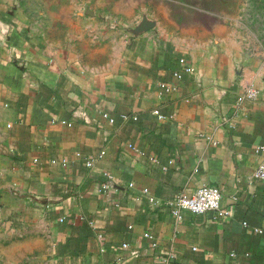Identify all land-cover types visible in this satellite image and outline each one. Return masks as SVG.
<instances>
[{"label":"crops","instance_id":"1","mask_svg":"<svg viewBox=\"0 0 264 264\" xmlns=\"http://www.w3.org/2000/svg\"><path fill=\"white\" fill-rule=\"evenodd\" d=\"M206 54L134 28L89 66L0 0V264H264V61ZM203 184L230 214L173 215Z\"/></svg>","mask_w":264,"mask_h":264},{"label":"rangeland","instance_id":"2","mask_svg":"<svg viewBox=\"0 0 264 264\" xmlns=\"http://www.w3.org/2000/svg\"><path fill=\"white\" fill-rule=\"evenodd\" d=\"M2 1L30 33L89 66L107 65L119 52L124 32L143 20L200 56L228 61L241 54L264 61V0ZM119 6L126 13L116 11ZM115 18L118 25L112 24Z\"/></svg>","mask_w":264,"mask_h":264},{"label":"built area","instance_id":"3","mask_svg":"<svg viewBox=\"0 0 264 264\" xmlns=\"http://www.w3.org/2000/svg\"><path fill=\"white\" fill-rule=\"evenodd\" d=\"M117 18L114 19L112 22L113 25H118ZM180 63L184 66L182 68H178L174 70L173 74L177 78H181L184 72H195V68L191 62L185 56L179 58ZM200 80V79H198ZM161 86L166 89H176V84H169L166 82H162ZM258 99V89L254 86H247L244 90L239 93L237 97L238 103L243 102L244 100H251L256 101ZM154 112L159 113V109H154ZM104 116H108L107 113H104ZM128 116H126L127 118ZM134 119H137V116H133ZM61 122L72 124L71 120L68 119H61ZM257 151L264 153V145H259L257 147ZM105 153V149H101L99 154L97 155L102 156ZM96 160V157H88L86 160V164L88 166H92ZM54 161V160H53ZM170 160L169 162H172ZM65 163V159L62 160ZM109 177H111V173L107 171L106 173ZM253 175L257 178L264 180V156L259 161L257 167L253 171ZM132 185V183H130ZM104 187L106 184L103 185ZM144 191H148V188H144ZM222 199V190L218 185L215 184H203L201 185L194 193H186L181 192L178 193L172 200L169 201L170 211L176 217H181L183 210H190L194 213H202L206 211H212L216 216H226L230 214V209L227 207H223L221 205ZM144 235L152 240L153 245H157V241L154 239V236L151 232L146 231ZM124 246H127V243H123ZM135 255L138 254V250L134 249L132 251Z\"/></svg>","mask_w":264,"mask_h":264},{"label":"water","instance_id":"4","mask_svg":"<svg viewBox=\"0 0 264 264\" xmlns=\"http://www.w3.org/2000/svg\"><path fill=\"white\" fill-rule=\"evenodd\" d=\"M153 22L152 21H148V20H143L136 28V30H144V29H149L153 26Z\"/></svg>","mask_w":264,"mask_h":264}]
</instances>
